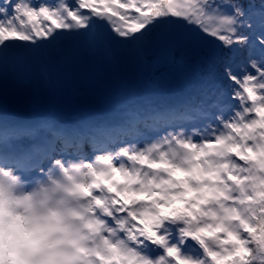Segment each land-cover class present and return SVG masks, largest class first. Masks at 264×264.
I'll return each mask as SVG.
<instances>
[{
	"label": "snow or ice",
	"instance_id": "6c2138e0",
	"mask_svg": "<svg viewBox=\"0 0 264 264\" xmlns=\"http://www.w3.org/2000/svg\"><path fill=\"white\" fill-rule=\"evenodd\" d=\"M193 24L203 35L187 27ZM69 41L116 46L139 59L153 54L178 66L220 63L240 105L217 117L204 93L198 103L126 113V127L42 122L0 130L6 150L0 185L12 182L16 170L29 173L51 161L43 178L30 182L47 177L59 206L55 236L32 218L28 228L9 226L5 246L0 229V264H264V0L258 6L245 0L0 2L5 74L10 64H27ZM238 52L246 55L237 62ZM202 119L209 123L198 139L184 130L186 120ZM137 126L163 135L139 147H108ZM35 137L40 142L28 148L12 144ZM85 144L100 153L92 162L84 160ZM57 151L76 159L65 163L54 158ZM75 249L80 255L73 257Z\"/></svg>",
	"mask_w": 264,
	"mask_h": 264
},
{
	"label": "rangeland",
	"instance_id": "374dc122",
	"mask_svg": "<svg viewBox=\"0 0 264 264\" xmlns=\"http://www.w3.org/2000/svg\"><path fill=\"white\" fill-rule=\"evenodd\" d=\"M36 1L38 4L44 3L48 5H57L61 2V0H54L52 2H48L49 0ZM67 2L74 5V0H67ZM34 4L37 3L35 2ZM84 11L88 12L87 9H84ZM170 19L178 18L170 17ZM180 23L186 24L183 20ZM207 23L209 26L211 25L210 21ZM187 27L191 30L200 31L194 24L187 25ZM111 33L113 32L110 29L109 35L115 37V33H113L114 35ZM200 34L203 35V33ZM115 38L117 40L120 39L119 37ZM123 57L122 52L115 49L114 46L107 49L103 46L93 48L79 41H69L59 44L56 48L49 50L44 55L27 64H10L6 74L3 67L0 66V119L9 120L16 116V112H19L23 116L28 117L29 122L50 123L51 121L56 126L58 122L62 124L65 121L71 120L77 122L80 118L85 117L92 121H99L101 117H104L105 121L102 125L112 127L122 125L123 121L129 119V116L125 115L126 113L135 112L144 102L147 103L153 89L156 87H163L165 85L168 88L167 92L170 91V93L161 94L164 99L172 98V96H169L171 93L178 96V92L175 89L176 85H179V83H176V76H172V79H175H171V82H165L161 76L155 74L159 67H167L172 63L163 61L157 57L155 63L151 64L146 58L139 59L134 55L132 59L138 63L137 66H134L127 57H124V60L120 61V58ZM188 65L189 63L184 66L172 65L171 72L177 74ZM138 70H141L144 76L141 79L142 83L138 82L135 88H131L128 86L129 80L134 77L133 75ZM152 70H154V74ZM46 72L48 75H46ZM37 73L40 76V80L37 78ZM167 83L169 84L166 85ZM81 87H85L86 90H80ZM97 87H99L98 90H96ZM41 90L51 93L50 95L53 96L43 98L44 93H41ZM30 94L34 96V100L32 101L27 100ZM85 94L97 95L99 99L107 94V96L115 98L117 102L125 103V105L121 106L122 108H117L115 111L118 113L117 116L119 115L117 118H114V116L109 117L100 107L88 108L85 112L79 111L81 114H68L66 107L71 106L70 100L74 98V95ZM15 96H17V100ZM11 98L16 100L14 101L15 104ZM101 101L104 102L103 99ZM168 103L165 102L163 105L166 106ZM239 105H237V108ZM157 106V104L151 105L153 108ZM235 109L230 111L220 104L215 111L209 112L210 114L215 113L217 117L226 118L232 115ZM208 123L207 119L186 120L184 122V130H186V125H189L190 127L186 131L195 134L198 139L204 133ZM145 132H147L144 134L146 136L139 137L138 141H133L134 138L127 140L122 143L123 147H128L129 145L137 146V144L143 142L147 143L151 137L157 139L159 138L156 135L157 132L163 135L160 129ZM142 133H144L143 130L139 134ZM91 155L95 158L97 154L91 153ZM68 158H71V156L66 159ZM193 246L195 245L193 244ZM159 251V249L154 248L152 255H157Z\"/></svg>",
	"mask_w": 264,
	"mask_h": 264
},
{
	"label": "trees",
	"instance_id": "16d2710c",
	"mask_svg": "<svg viewBox=\"0 0 264 264\" xmlns=\"http://www.w3.org/2000/svg\"><path fill=\"white\" fill-rule=\"evenodd\" d=\"M248 3H255L258 6L261 3V0H245L246 6ZM100 7L102 8L103 6L101 5ZM181 20L182 19L179 20V23L181 22ZM196 28H199V26L196 25ZM114 48L121 51L123 56L127 57L128 60L132 63V65L134 66L138 65L136 61H133L132 58L134 57V54L131 51L121 49L116 46H114ZM245 55L246 53L244 52H238L236 54L237 62L242 60L245 57ZM257 55H258V52H257ZM124 57L120 58L121 59L120 61H123ZM146 59L149 61V63L152 64V63H155L157 56L153 54H149L146 57ZM172 65H175V64H171L167 67L166 66L159 67L158 70H156L155 74L161 76L162 80H165V82H171L172 76H176V83H179V85L177 84L175 88L176 91L178 92V96L177 94L174 95L171 93V95L169 96L170 97L172 96V98L164 99L161 96V94L170 93V91L167 92L168 88L165 85H163V87H156L153 89V92L150 98L148 99L147 103L144 102L141 105L143 108H146L147 106L151 107L152 104H157L158 106H164L163 104L165 102L167 103L170 102L166 106H179V105H183L185 102L198 103L201 100L204 93H207L209 95L210 103L213 105L209 109V111H212V110L215 111L220 104H222L224 108H227L230 111L235 109V107L237 108V105H239L240 102L232 98L231 89L227 87V84L230 83V81H227L221 78L222 72H223L222 64L216 63L215 65H210L207 61H203L200 63L189 62V65L186 66L181 71H179V73L177 74L171 72ZM152 71L154 74V70ZM129 73H130V69H129ZM133 76L134 77H132V79L129 80V83H128V86L131 88H135L136 85H138L136 84L138 82L142 83L141 79H143L144 77L142 75L141 70H138L137 73L134 74ZM174 79L175 78H173L172 80ZM180 80H181V83H180ZM168 84L169 83H167L166 85ZM233 87H236V85L233 84ZM177 101H180V102L177 103ZM144 118L145 117H143L142 120Z\"/></svg>",
	"mask_w": 264,
	"mask_h": 264
},
{
	"label": "clouds",
	"instance_id": "9594fccd",
	"mask_svg": "<svg viewBox=\"0 0 264 264\" xmlns=\"http://www.w3.org/2000/svg\"><path fill=\"white\" fill-rule=\"evenodd\" d=\"M15 179L0 185V229L3 230V244H8L9 226L19 223L28 228L35 218L42 225L52 229L55 236L58 227L55 213L59 210L58 197L53 195L52 183L47 177L43 181L30 182L19 174L11 173ZM73 257L80 255L75 249Z\"/></svg>",
	"mask_w": 264,
	"mask_h": 264
},
{
	"label": "bare ground",
	"instance_id": "6f19581e",
	"mask_svg": "<svg viewBox=\"0 0 264 264\" xmlns=\"http://www.w3.org/2000/svg\"><path fill=\"white\" fill-rule=\"evenodd\" d=\"M37 78H38V80H40V76L38 75V73H37ZM82 89L86 90L85 87H81L80 88V90H82ZM98 89H99V87L96 88V90H98ZM42 92H43V90H41V93ZM43 93H44L43 98L44 97L48 98V96H53V95H50L51 93H48V92H43ZM16 97L17 96H15V99L17 100ZM15 99L11 98V100L13 102L16 101ZM101 99H103L104 102H102ZM27 100L28 101L34 100L33 94H30L27 97ZM70 101H71L70 102L71 106H67L66 107V110L68 111L67 112L68 114L69 113L81 114L80 112H85L88 108L100 107V109L104 110L108 114L109 117H113L114 116V118L119 117V115L117 116L118 113L115 112L117 110V108H120L121 106L125 105V103L122 104L121 102H117L115 100V98H111V97L107 96V94H105L100 99L97 97V95H91V94H89V95L88 94H85V95H74V98L71 99ZM14 104H15V102H14ZM15 115H16V120L15 121H13L11 119H9V120H5L4 119L5 122H2V123H5V124L3 126L4 127H12V126H16V127H33L32 123L29 122V121H18V122H16L17 120H22V119H25L27 117L23 116L19 112H16ZM0 125H1V122H0ZM35 138H38V137H35Z\"/></svg>",
	"mask_w": 264,
	"mask_h": 264
},
{
	"label": "water",
	"instance_id": "95a60500",
	"mask_svg": "<svg viewBox=\"0 0 264 264\" xmlns=\"http://www.w3.org/2000/svg\"><path fill=\"white\" fill-rule=\"evenodd\" d=\"M100 23L103 25V30L109 33L108 24L106 22H104V21H101ZM194 31L197 32V33H200L198 30H194Z\"/></svg>",
	"mask_w": 264,
	"mask_h": 264
}]
</instances>
